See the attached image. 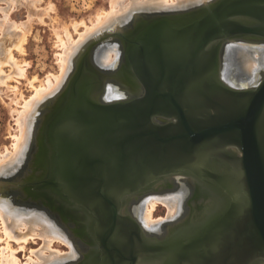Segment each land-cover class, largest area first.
Returning <instances> with one entry per match:
<instances>
[{"label": "water", "instance_id": "obj_1", "mask_svg": "<svg viewBox=\"0 0 264 264\" xmlns=\"http://www.w3.org/2000/svg\"><path fill=\"white\" fill-rule=\"evenodd\" d=\"M129 24L124 65L141 90L114 101L95 98L96 79L77 67L105 37L90 39L51 101L63 97L58 111L47 122L49 105L42 108L22 171L3 184L60 214L76 252L62 264H263L264 68L239 88L222 72L228 44H264V0L138 11L108 35L126 41ZM178 181L202 189L201 197L212 188L226 213L196 239L181 233L160 242L129 202ZM213 224L219 231L208 235ZM194 249L224 255L212 254L210 263Z\"/></svg>", "mask_w": 264, "mask_h": 264}, {"label": "rangeland", "instance_id": "obj_2", "mask_svg": "<svg viewBox=\"0 0 264 264\" xmlns=\"http://www.w3.org/2000/svg\"><path fill=\"white\" fill-rule=\"evenodd\" d=\"M128 1L129 3L132 2V0L131 2L130 0H127L126 5L129 4ZM139 1L133 0V2L131 3L133 5L128 6L129 9L127 6H123V9L126 7L130 13L128 17H124L122 20H119V24H110V22H107L101 27H94L90 30L89 35H86L87 37L76 48L75 53L70 56L71 59L69 60L68 67L65 71V76L63 78V82L61 83V86L56 87L57 89H53L46 96L40 98L41 101H38L39 105L38 102L35 105L37 107L33 116L31 115L32 118L28 116L29 124L27 127V134H29V129L31 127V135L30 138H28L27 142L22 145V147L25 148L21 153L20 160H17L13 165L11 164L4 169H0V197L11 205L21 208L26 212L37 211L45 215L51 220L52 223H55L58 229L60 228L59 230L68 239H70V237H68L67 233L63 230L64 226L62 224V219L60 218V214L57 213V211L43 207L41 208V206L38 205L37 201L26 197L24 193H22L18 188H14V186L11 185L10 182H5L3 184L2 178L4 177L5 180H14V175H19L20 171H22L21 169L22 167H24V161L28 159V155L30 153V144L34 139L32 128L34 127V124H36V121H38V118L41 117L42 108L50 104L56 94H58L65 87L66 83H68V79H70L69 77H71L70 75H72V73L76 69L73 60L77 56L79 51L82 50V47H84V45H86V43L90 39H98L101 36L105 37L99 46L97 45L93 47L91 51L93 60L97 61V51L101 47V45L107 44V46H114L118 51V53H112V58H114L112 59V62H114L117 57H120L121 51L117 41L114 39V37L109 36L110 34L108 35V33H111L117 28L119 29L120 25H124L126 21L132 19V15L135 12L180 10L186 9L194 5H198L202 2H195L196 0H176V5H174L171 4V2L173 1V3H175V0H167V2L170 3L173 7H171L169 4V6L166 4L168 6L166 7L164 4L166 3V0L165 2H163L164 0H159L162 1V4L164 5L163 7L158 6L161 5L158 3V5H156V3H154V5L153 3L145 5V3L147 4V0L146 2H144L145 0H142V3L144 4H140L141 1ZM136 2L137 5L135 4ZM112 3L113 0H0V49H2V52L4 50V54H6V52L10 49L15 59L18 60V62L20 61L22 69L25 70V77L24 75L23 77H13L7 82L8 86L11 89L13 87L16 90H10L7 85H0V151H5L6 149L13 150L14 135L19 132V130H17L18 124L15 120L17 119V115H14L16 113L13 112V110L15 108V110H21L22 104H24L23 101L30 98V96L34 93V89L31 87V85H29L30 83H28V80L37 78L35 85H39L40 79H42L43 82V80L45 79V77H47L48 74L52 73L54 75H58L62 72L60 68L59 56L61 53H63L64 48L62 49L59 45L56 31H59L61 35L63 37L65 36L64 38L67 39V36L64 35V28L68 27V30L71 32V35L73 37V40L76 41L79 39L80 33L85 31V25H93L96 22L97 17H99L101 14H103L102 17H104L105 14H107L112 9ZM123 9L122 13L125 16L126 11L123 12ZM4 13L7 15L4 16ZM122 13L121 15L117 14L115 18H121L120 16H122ZM75 25L77 26L75 27ZM5 58L6 57L4 55H0V62ZM224 63H227V57H225ZM224 65L223 67L225 68ZM263 68L264 67H261L258 71ZM3 69L5 70V72L9 73L13 70V67L9 63H4ZM256 76L257 78L259 77L258 72L256 73ZM240 81L244 83V86H247V84H245V80L241 79L238 82L240 83V87L242 84ZM15 91H17V93ZM13 92L16 94H13ZM15 95L17 97H15ZM16 98L19 100V103H17ZM11 100L13 103L11 102ZM15 103L17 105H15ZM10 175L13 177L6 178ZM147 196L143 198L142 202H144ZM142 202L140 203V206ZM157 202L158 203L152 212V219L154 221H162L164 218L166 219L169 217V215H167L168 209L166 208L167 206L163 205L161 201ZM140 208L138 210L139 219L141 218ZM42 245L43 241L40 240L37 243H29L27 245L26 252L20 251V258L23 259L24 257H27V255H29L30 250H39ZM55 246L62 252L67 253L70 251V246L68 244L66 245L63 243H55ZM70 259L72 258H69L66 261L57 262L55 264L66 263Z\"/></svg>", "mask_w": 264, "mask_h": 264}, {"label": "bare ground", "instance_id": "obj_3", "mask_svg": "<svg viewBox=\"0 0 264 264\" xmlns=\"http://www.w3.org/2000/svg\"><path fill=\"white\" fill-rule=\"evenodd\" d=\"M126 1L127 0H113L112 9L108 13L106 12L107 14H105L104 17H102L103 14L97 17L96 22L93 25L92 24L85 25V31L80 33L79 39L76 41L73 40L71 32L68 30V27L64 28V32H65L64 35L67 36V39L64 38L65 36L63 37L59 31H56L59 45L61 46L62 49L64 48L63 53H61L59 56L60 57V68L62 72L61 74H58V75H54L52 73L48 74L47 77H45V79L43 80V82H42V79H40L39 85H35L37 78L28 80L29 81L28 83H30L29 85H31V87L34 89V93L30 96V98L23 101L24 104H22L21 110H18V109L15 110L16 108L14 110L12 109L13 112L16 113L14 115H17L16 116L17 119L15 120L18 124L17 130H19V132L16 135H14L13 150L6 149L5 151H0V169H4L11 164L13 165L17 160H20L21 153L23 152L25 148V147L23 148L22 145L25 142H27L28 138H30V135H31L30 133L31 127L29 129L30 131L29 134H27V127L29 124L28 116L30 117L31 115L33 116L36 110V107H37L35 105L37 104L38 101L39 102L41 101L40 98L46 96L48 93H50V91H52L56 87L61 86V83L63 82V78L65 76V71L67 70V67H68L69 60L71 59L70 56L73 53H75L76 48L89 35V32L91 29H93L94 27H101L102 25H105L107 22H110V24H119L120 23L119 20H122L124 17H128L130 12L129 10H127L126 7L123 9V6H127V7L132 6L133 4L131 3L133 2V0L132 2L130 0L131 3H129L128 1L129 4L127 5H126L127 3ZM140 1L139 2L141 4L142 0ZM162 1L149 0L148 2L147 0V4L145 3V5H149V3L150 4L153 3L154 5V3H156V5L161 4L158 6L164 7V5L162 4ZM198 1H203V0H196L195 2H198ZM144 2H146V0ZM163 2H165V0ZM135 4L137 5V2ZM164 4L166 7H168L169 5L171 6V4L176 5V0H175V3H173L172 1L171 4L168 3L166 0V3ZM166 4L167 5L169 4V5L167 6ZM122 9H123V12L126 11L125 16L122 13ZM121 13H122V16H120L121 18H115L117 14L121 15ZM5 15L7 14L4 13V16ZM76 26L77 25H75V27ZM56 30H59V29H56ZM0 50H1L0 55H4L6 57L5 58L6 61L4 59L0 62V85L3 84V85L8 86L7 82L10 79H12L13 77H17V76L23 77V75L25 74L24 73L25 70L22 69V65L20 64V61L18 62V60L15 59L10 49L6 52V54L3 53L4 50L3 52H2V49ZM116 52L118 53L117 49L114 46H110V45L107 46V44L101 45V47L97 51V57H96L97 62L101 66L110 67L113 64L112 59H114L112 58V53L114 54ZM226 54H227L226 56L227 63L226 64L224 63L225 68L223 67L222 78L228 84H230L232 87L239 88L240 83L238 82L241 79H244L245 84L247 85H250L251 83L256 82L255 80H257V76H258V75L256 76V73L261 67H264V44H261L258 46H251V45L232 42L228 44V47L226 49ZM4 63H9L13 67V70L9 73L5 72V70L3 69ZM113 77L116 79L119 78L121 80H124L123 77H118V75H115ZM241 87H245L244 83L241 84ZM8 88L10 87L8 86ZM12 89L14 88L12 87ZM12 89L10 88V90ZM140 89H141L140 86L136 87L134 83L129 82L128 90L131 93H137L140 91ZM15 92L17 93V91ZM16 93L13 92V94H16ZM117 94L118 92L114 90L111 86L108 87L107 98L114 99L115 95ZM15 97L17 96L15 95ZM18 99H17V103H19ZM39 102H38V105H39ZM15 105L17 104L15 103ZM58 106L59 105H57L56 107L54 106L50 107L47 114L45 115V117L47 118V122L50 121L54 117L53 112L56 113L58 111L57 110ZM43 113L44 112H42V114ZM33 129L34 128H32V130ZM182 200H183V193L181 191L180 193L173 192V193H167V194H163V193L162 194H155V193L152 194L151 193L149 196H147L144 202H142L141 206H139V208L141 207L140 208L141 209L140 219H141L142 224L144 225V227H147L150 231L151 230L156 231V229L160 228L163 221L165 220L175 221L174 218L177 217L179 212L182 211L181 210L182 205L184 204V203L182 204L183 202ZM157 201H161L163 205L167 206L166 208L168 209L167 215H169V217L167 216L168 218L163 219V220L161 219L162 221H154L152 219V212L158 203ZM199 217L200 216L197 215L196 217H194V219H198ZM191 220L192 219L188 218L185 221V223H190L192 222ZM59 229L55 225V223H52L51 220L47 218L45 215L37 211L26 212L22 210L21 208L11 205L10 203H8L7 201L3 200V198L0 197V264H55L60 261H66L69 258L74 259L76 256V252L74 250L73 244L71 243L70 239H68L64 234H62V232ZM39 240L43 241V245L41 248H39V250H30L29 255H27V257H24L23 259L20 258L19 256L20 251L26 252L27 245L29 243H37L39 242ZM55 243H63L66 245L68 244L70 246V251L67 253L62 252L61 250L56 248Z\"/></svg>", "mask_w": 264, "mask_h": 264}, {"label": "flooded vegetation", "instance_id": "obj_4", "mask_svg": "<svg viewBox=\"0 0 264 264\" xmlns=\"http://www.w3.org/2000/svg\"><path fill=\"white\" fill-rule=\"evenodd\" d=\"M131 25L127 26L125 28L124 36L126 37V41L124 38L117 37L115 40L118 43V46L120 48L121 54L120 57H117V59L113 62V64L108 67L101 66L97 61L93 60L92 58V53L91 50H86L83 54L82 57L79 59L77 63V67L80 65L84 67V76H87V78L90 79H96L97 85L93 90V96L95 98H100L102 97H107L108 93V87L111 85V87L118 92L117 95H115V98L112 99L117 100V99H123V98H130L136 93H131L129 89V82H136L137 80L133 77V75L128 71L129 69H126V66L124 65L125 59L124 55L126 53V45H127V39H131L133 37L132 31L134 30L131 29ZM122 48V49H121ZM93 64H96V67H98L99 70H96L93 66ZM98 64V65H97ZM118 75V77H123L124 80H121L119 78H114L113 76ZM83 76V77H84ZM86 78V77H85ZM108 85V86H107ZM141 90V89H140ZM123 94V95H122ZM120 95V97H119ZM63 97L59 98L52 106H55L56 103H62ZM66 100H64L65 102ZM53 102V101H52ZM51 102V103H52ZM59 104V105H60ZM50 105L46 107L45 112H48L50 109ZM53 108V107H52ZM58 109V108H57ZM55 113V112H53ZM175 183V182H174ZM178 186H172V185H165V190L162 191L163 194L167 193H180V191L183 193V202H182V213L179 212L177 217L174 218L175 221L173 220H165L162 222L160 228L155 230H151L150 235L154 236L156 239H158L160 242H163L172 236H176L177 233H188L189 235L196 236L194 239H196L198 236L203 235L202 229H204L207 225L210 224L211 221L216 219V217H219L223 215V212L226 213V210L222 209L223 202L221 201L222 198L220 195L218 196L215 191L213 192L212 188L206 187V195L205 197H201L200 194L202 193V189H199L196 185L191 186L190 183H184L181 181L177 182ZM164 186V185H163ZM162 186V187H163ZM173 191V192H172ZM166 192V193H165ZM161 193V194H162ZM144 197L141 198H136L131 201L130 203V208L132 215L134 214L135 216L138 215V210L140 203L142 202ZM136 209V210H135ZM216 209V210H215ZM181 213V215H180ZM213 213V215H212ZM215 213V214H214ZM180 215V216H179ZM200 216L198 219H194L196 216ZM212 217H211V216ZM190 218L192 219L190 223H185V221ZM218 218V219H219ZM165 219V218H164ZM172 222V224H171ZM217 222V221H216ZM214 225V226H213ZM209 229H205L206 233L208 235L212 234H217V229H219L220 225L219 224H213ZM215 225H219L217 228H215ZM200 229H198V228ZM147 228V227H146ZM222 228V227H221ZM214 229V230H212ZM183 230V231H182ZM155 231V232H154ZM193 231V232H192ZM221 232V231H220ZM162 236V237H161ZM153 238V237H152ZM203 239L192 241L191 246L193 245H201ZM189 242L183 241L182 244L188 245ZM191 247V248H192ZM190 252L195 253L196 255H206L208 254V258L210 263H212L211 258L213 257L212 254H215V258L217 257H222L224 255L222 249H215V250H205V249H194L191 250ZM264 264V263H263Z\"/></svg>", "mask_w": 264, "mask_h": 264}]
</instances>
